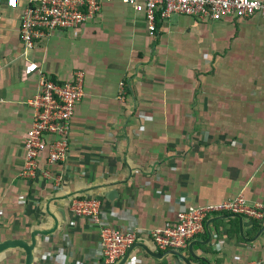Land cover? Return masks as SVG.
<instances>
[{"label":"crops","instance_id":"crops-1","mask_svg":"<svg viewBox=\"0 0 264 264\" xmlns=\"http://www.w3.org/2000/svg\"><path fill=\"white\" fill-rule=\"evenodd\" d=\"M24 3L0 4V239L29 238L45 215V197L59 191L49 204L57 210L70 190H91L103 202L99 220L68 204L56 211L61 230L43 237L38 264H107L102 225L136 231L153 249L150 230L175 223L180 210L239 194L264 201V16L172 14L151 34L143 12L104 1L90 20L26 49ZM32 62L39 69L27 73ZM79 70L84 96L67 156L52 164L43 151L37 177L29 179L30 99L43 79L68 82ZM229 214L207 216L204 230L180 249L194 264H264V220L243 216L241 225L223 217ZM0 264H25V252L8 251ZM126 264L184 263L138 247Z\"/></svg>","mask_w":264,"mask_h":264},{"label":"built area","instance_id":"built-area-1","mask_svg":"<svg viewBox=\"0 0 264 264\" xmlns=\"http://www.w3.org/2000/svg\"><path fill=\"white\" fill-rule=\"evenodd\" d=\"M21 1L7 0V5L18 8ZM104 1L114 0H25L20 27L25 48H33L38 39L48 37L55 29L75 28L90 20L100 11ZM120 1L145 14L151 34L157 33L159 19L172 14L208 20H220L227 16H264L263 0ZM38 69V63L32 62L26 71L32 73ZM84 78L85 73L80 70L75 72L73 80L64 83L45 78L41 81L38 93L30 99L34 117L25 139V177H37L39 158L45 150L48 151V161L52 164L66 158L75 107L84 96ZM70 207L75 214L98 221L103 211V202L97 197L79 196L72 200ZM222 211L264 220V201L251 203L243 194H239L219 203L190 207L178 212L175 223L151 229L150 235L161 250L183 249L187 247L190 238L204 230L207 216ZM100 236L107 264L117 261L138 239L136 231H123L108 225H102ZM249 264L258 263L253 261Z\"/></svg>","mask_w":264,"mask_h":264},{"label":"water","instance_id":"water-1","mask_svg":"<svg viewBox=\"0 0 264 264\" xmlns=\"http://www.w3.org/2000/svg\"><path fill=\"white\" fill-rule=\"evenodd\" d=\"M104 193V192H103ZM59 191L54 193L53 195L47 196L44 198V200H47L48 205L45 207H42L43 212L45 215L41 216L40 223L33 224L30 228V234L29 238L24 237H8L4 239H0V262L6 257V254L8 251L15 250V249H21L25 252V264H38V261L40 259V256L43 252V247L41 246V242L43 237H47L50 235L57 234V231L60 229L58 227V216L59 213H64L65 206L71 205V202L74 198L82 196V197H96L98 194L94 193L91 190H87L84 192H78L75 190H70L67 195V201L66 202H59V204L56 206L57 210L55 208H51L49 204L52 202V199L58 200ZM104 195H107L104 193ZM56 211H59L57 213ZM224 218L227 217H238L241 225H243L244 217L241 214L238 213H232L229 215H223ZM212 219L208 220L206 223L207 229H209V225L211 223ZM53 223V225H52ZM55 224V225H54ZM61 230V229H60ZM264 230V227L260 230L261 232ZM209 237H210V230H209ZM195 241H192L190 243V252L192 255L199 259V256L196 255L193 251V245ZM155 244V242H154ZM143 247L145 248L148 253L155 257H164L169 254L171 255H177L184 264H194L187 255L182 252L180 249H168L165 252H159L158 248L155 244V248L151 249L147 245H145L144 241L138 239L134 243H132L124 253L117 261H115L112 264H126L131 257L133 256V252L138 248ZM201 258V257H200Z\"/></svg>","mask_w":264,"mask_h":264}]
</instances>
